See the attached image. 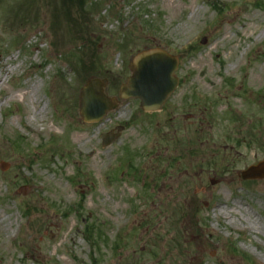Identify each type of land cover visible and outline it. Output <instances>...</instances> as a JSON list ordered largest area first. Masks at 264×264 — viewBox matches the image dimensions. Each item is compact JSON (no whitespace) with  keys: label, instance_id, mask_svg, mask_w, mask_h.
<instances>
[{"label":"rangeland","instance_id":"obj_1","mask_svg":"<svg viewBox=\"0 0 264 264\" xmlns=\"http://www.w3.org/2000/svg\"><path fill=\"white\" fill-rule=\"evenodd\" d=\"M84 1L0 0V264H264V179L240 178L264 161V0ZM153 48L180 59L164 109L124 102L83 123L85 81L118 98ZM190 94L218 102L213 141L171 127L199 113L180 105ZM236 127L256 141L225 142Z\"/></svg>","mask_w":264,"mask_h":264},{"label":"water","instance_id":"obj_2","mask_svg":"<svg viewBox=\"0 0 264 264\" xmlns=\"http://www.w3.org/2000/svg\"><path fill=\"white\" fill-rule=\"evenodd\" d=\"M207 44V38L201 42ZM179 59L162 49H151L139 53L132 61V76L120 89L121 98L141 100V108L145 112L159 111L169 96L175 91L178 79L175 73ZM108 86L106 79H93L80 92V116L83 122L92 124L102 121L106 115L117 109L116 100L106 96L104 90ZM124 128H118V134H107L103 145L115 142ZM241 177L245 181L264 179V162L251 166L243 171ZM20 193L27 195L28 187H22Z\"/></svg>","mask_w":264,"mask_h":264},{"label":"flooded vegetation","instance_id":"obj_3","mask_svg":"<svg viewBox=\"0 0 264 264\" xmlns=\"http://www.w3.org/2000/svg\"><path fill=\"white\" fill-rule=\"evenodd\" d=\"M181 85H182V82L179 83L178 90L181 88ZM176 94L177 93H175L172 96V98ZM209 97H210L209 95L205 96V95L201 94L200 98H198V97H196V94L195 95L190 94L188 96V98L186 99V101L184 103L180 104L184 107L183 110L193 111L195 109L196 111H199V113L182 114L179 121H175L171 124V127H172V129L174 128L175 133H177L178 128H181L182 126L186 127V126L195 125V126L199 127L202 132L206 133L205 141L209 142V139L211 138L209 135V132H212V131L219 129L218 127H219V121H220L219 120V114H218L217 110L215 109L218 106V102L216 99H211ZM130 102H134L137 105H140V101H138V100H132ZM130 102L127 101L126 104H129ZM177 109L178 108H176L175 110H177ZM177 116H178V114L175 115V117H177ZM230 118H231L232 123H238V127L240 126V124H241L240 118H238L236 116H230ZM238 127L233 128V130H229L228 132L223 134V136H221L222 139L227 143L231 142V143H234L235 145L241 144L243 142L247 143L246 145L251 144L252 131L250 130L248 133L246 132L243 139H239V138H237V135L240 134V128H238ZM216 138H218V136H214L211 139L213 141ZM197 139L200 140L199 137H197ZM173 140H176L175 137L173 138ZM128 155H130V154H128ZM133 155H134V159H136V156H138V153L133 154ZM133 155L127 156V158H129V160H131ZM130 165H132V164L130 163Z\"/></svg>","mask_w":264,"mask_h":264},{"label":"trees","instance_id":"obj_4","mask_svg":"<svg viewBox=\"0 0 264 264\" xmlns=\"http://www.w3.org/2000/svg\"><path fill=\"white\" fill-rule=\"evenodd\" d=\"M79 1H82V3H80V5H83L84 4V0H79ZM77 65H79L78 68L81 69V70H83V71H85L88 68V66L83 61L78 62ZM99 69H101V68H98L94 63H91V67L89 68V71L90 72H93L94 70H99ZM85 232H86V239H87L88 242H90V244L92 245V247L94 245H96L95 244L96 243L95 242L96 240H94V238H93V234L95 232V229L94 228L87 227L86 230H85ZM243 256H244V258L250 259L246 255H243Z\"/></svg>","mask_w":264,"mask_h":264},{"label":"bare ground","instance_id":"obj_5","mask_svg":"<svg viewBox=\"0 0 264 264\" xmlns=\"http://www.w3.org/2000/svg\"><path fill=\"white\" fill-rule=\"evenodd\" d=\"M34 120V117L32 118ZM261 190L264 191V184L261 186Z\"/></svg>","mask_w":264,"mask_h":264}]
</instances>
